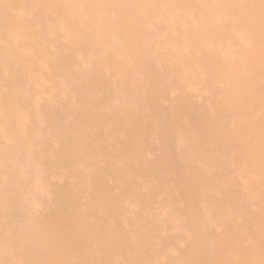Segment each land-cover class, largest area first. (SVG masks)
<instances>
[{
    "label": "rangeland",
    "instance_id": "obj_1",
    "mask_svg": "<svg viewBox=\"0 0 264 264\" xmlns=\"http://www.w3.org/2000/svg\"><path fill=\"white\" fill-rule=\"evenodd\" d=\"M0 264H264V0H0Z\"/></svg>",
    "mask_w": 264,
    "mask_h": 264
},
{
    "label": "bare ground",
    "instance_id": "obj_2",
    "mask_svg": "<svg viewBox=\"0 0 264 264\" xmlns=\"http://www.w3.org/2000/svg\"><path fill=\"white\" fill-rule=\"evenodd\" d=\"M41 140H42V138H41ZM129 143V142H128ZM130 144V143H129ZM79 146V145H78ZM135 146V145H134ZM133 147V146H132ZM84 150V149H83ZM82 152V151H81ZM81 154V153H80ZM120 155V154H119ZM148 165V164H147ZM127 168V167H126ZM100 192V191H99ZM101 194V193H100ZM142 195V194H141ZM143 196V195H142ZM75 204H76V202H75ZM94 206V205H93ZM49 227V226H48ZM129 233V232H128ZM48 243V242H47ZM47 248V247H46ZM51 248V247H50ZM119 248V247H118ZM43 249H45V248H43ZM49 253H50V251H49ZM59 254V253H58ZM50 256H51V254H49ZM46 257V256H45ZM54 257V256H53ZM58 257V256H57ZM63 257V256H62ZM61 257V258H62ZM56 258V257H55ZM62 259H64V258H62ZM47 260H49L48 259V256H47ZM54 260V259H53ZM57 260H59V258L57 259ZM56 260V261H57ZM83 260V259H82ZM50 261V260H49ZM59 262V261H58ZM54 263V262H53ZM60 263V262H59ZM69 263V262H68ZM87 263H89V262H87Z\"/></svg>",
    "mask_w": 264,
    "mask_h": 264
}]
</instances>
